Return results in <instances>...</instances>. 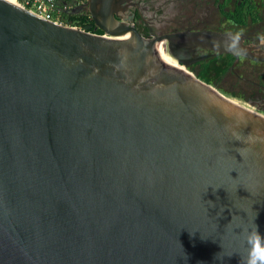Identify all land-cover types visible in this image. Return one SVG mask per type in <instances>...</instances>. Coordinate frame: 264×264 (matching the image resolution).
<instances>
[{"label":"water","instance_id":"water-1","mask_svg":"<svg viewBox=\"0 0 264 264\" xmlns=\"http://www.w3.org/2000/svg\"><path fill=\"white\" fill-rule=\"evenodd\" d=\"M124 4L79 28L0 0V264H241L264 234V116L147 51Z\"/></svg>","mask_w":264,"mask_h":264},{"label":"flooded vegetation","instance_id":"flooded-vegetation-1","mask_svg":"<svg viewBox=\"0 0 264 264\" xmlns=\"http://www.w3.org/2000/svg\"><path fill=\"white\" fill-rule=\"evenodd\" d=\"M120 14L177 66L222 71L220 85L264 114V0H125ZM200 33L233 36L235 55L196 44Z\"/></svg>","mask_w":264,"mask_h":264},{"label":"built area","instance_id":"built-area-1","mask_svg":"<svg viewBox=\"0 0 264 264\" xmlns=\"http://www.w3.org/2000/svg\"><path fill=\"white\" fill-rule=\"evenodd\" d=\"M13 1L17 5L29 10L30 12L44 19L63 23L66 25H72L62 17V13L67 10H71L75 7L84 5L87 0H13Z\"/></svg>","mask_w":264,"mask_h":264},{"label":"clouds","instance_id":"clouds-1","mask_svg":"<svg viewBox=\"0 0 264 264\" xmlns=\"http://www.w3.org/2000/svg\"><path fill=\"white\" fill-rule=\"evenodd\" d=\"M231 48H235V40ZM244 242L247 245V253L242 258L241 264H264V234L259 231V226L244 234Z\"/></svg>","mask_w":264,"mask_h":264},{"label":"trees","instance_id":"trees-1","mask_svg":"<svg viewBox=\"0 0 264 264\" xmlns=\"http://www.w3.org/2000/svg\"><path fill=\"white\" fill-rule=\"evenodd\" d=\"M62 17L69 22L70 24L78 27H83L88 25L92 22L90 15L88 12H83L79 15H67L65 12L62 13ZM196 77L201 81L217 86L218 88L221 87L220 85V78L222 76V71H213V70H205L203 72H194ZM214 76V77H213ZM220 77V78H219ZM232 97H237L232 92H229Z\"/></svg>","mask_w":264,"mask_h":264},{"label":"rangeland","instance_id":"rangeland-1","mask_svg":"<svg viewBox=\"0 0 264 264\" xmlns=\"http://www.w3.org/2000/svg\"><path fill=\"white\" fill-rule=\"evenodd\" d=\"M190 72H192V71H190ZM214 86V85H213ZM218 90H220L223 94H225L227 97H229V98H231V99H233V100H235V101H237V102H239L240 104H242V105H245L246 107H249L248 105H247V103H245V101H243V100H241L239 97H232L230 94H229V92H232L233 93V88H230L228 85H225V86H223V85H221V87H217V86H215ZM234 94V93H233ZM259 114H261V115H264V114H262V113H259Z\"/></svg>","mask_w":264,"mask_h":264},{"label":"bare ground","instance_id":"bare-ground-1","mask_svg":"<svg viewBox=\"0 0 264 264\" xmlns=\"http://www.w3.org/2000/svg\"><path fill=\"white\" fill-rule=\"evenodd\" d=\"M9 1H11V2H14L13 0H9ZM147 51H153V52H155L154 50H153V48H148L147 49ZM155 53H157L167 64H169L170 66H172V67H176V68H180V69H183L182 67H179V66H177L174 62H172L169 58H167L163 53H162V51L159 49L157 52H155ZM247 105L249 106V104L247 103ZM245 106V105H244ZM251 106V105H250ZM250 108V107H249ZM251 109V108H250ZM251 110H253V109H251ZM254 111V110H253ZM255 113H257V112H255ZM257 114H259V113H257ZM261 115V114H260ZM262 116H264V115H262Z\"/></svg>","mask_w":264,"mask_h":264}]
</instances>
